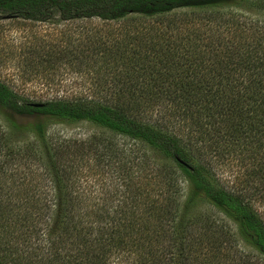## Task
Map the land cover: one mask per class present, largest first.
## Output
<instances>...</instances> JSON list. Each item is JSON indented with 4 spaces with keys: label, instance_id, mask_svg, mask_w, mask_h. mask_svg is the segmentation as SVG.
Masks as SVG:
<instances>
[{
    "label": "trees",
    "instance_id": "1",
    "mask_svg": "<svg viewBox=\"0 0 264 264\" xmlns=\"http://www.w3.org/2000/svg\"><path fill=\"white\" fill-rule=\"evenodd\" d=\"M177 11L210 12V35H175ZM0 15L128 22L133 43L102 60L127 59L110 87L74 101L33 103L0 80V264H264V0H0ZM75 123L141 146L123 184L76 180L86 152L110 160L99 138L49 134ZM206 155L244 167L239 186Z\"/></svg>",
    "mask_w": 264,
    "mask_h": 264
},
{
    "label": "rangeland",
    "instance_id": "2",
    "mask_svg": "<svg viewBox=\"0 0 264 264\" xmlns=\"http://www.w3.org/2000/svg\"><path fill=\"white\" fill-rule=\"evenodd\" d=\"M184 13L188 14L189 11H177L175 14L182 24L175 35L180 34L189 41L194 38L193 29L200 30L201 39L210 35V24L206 23V20L210 19V12L189 15L187 18ZM238 13L255 19V15L247 10L242 9ZM190 19L192 20L189 22ZM185 20L189 24H185ZM131 28L128 22H105L96 18L64 22L57 15L50 21L39 22L0 15V80L19 98L33 103L51 100L74 101L85 94H93V91L101 87L107 89L111 86L112 76L122 71L118 63L126 65L127 59L122 58V62L118 59V63L111 67L102 64V60L108 62L110 55L117 59L119 51L116 44L122 45L123 48L125 44L133 46L124 35L126 31L129 34ZM189 30L192 31L190 35ZM111 46H114V51H110ZM95 96L93 95L94 98ZM49 134L78 141L99 138L106 146L105 158L110 160L109 167L97 169L92 163L93 154H84L89 157H84V167L77 172L75 178H80V184L87 190H91V184H123L130 172L129 168L133 163H137L134 157L143 155V150L138 144L88 123L55 124L51 126ZM69 154L68 163L75 165L79 156L74 151ZM152 156L159 161L158 156ZM205 160L211 163L223 186H239L231 183L247 173L244 167H240L230 158L219 160L208 155ZM24 168L22 164L21 173ZM44 179L39 177V180L34 182H44ZM30 180L28 179V182ZM96 190H99V186ZM253 205L258 212L264 214V205L259 202H253ZM200 210L207 211L210 219L218 222V217L213 216V210L209 211L204 207ZM232 248L237 251L236 256L239 252H249L247 247L239 243L238 246L232 245ZM251 255L252 263L258 264L256 253L251 252Z\"/></svg>",
    "mask_w": 264,
    "mask_h": 264
}]
</instances>
